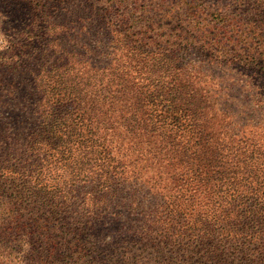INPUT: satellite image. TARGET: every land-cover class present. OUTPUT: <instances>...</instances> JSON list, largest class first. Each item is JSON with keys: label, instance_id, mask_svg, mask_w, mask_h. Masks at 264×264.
Returning a JSON list of instances; mask_svg holds the SVG:
<instances>
[{"label": "trees", "instance_id": "obj_1", "mask_svg": "<svg viewBox=\"0 0 264 264\" xmlns=\"http://www.w3.org/2000/svg\"><path fill=\"white\" fill-rule=\"evenodd\" d=\"M32 1L13 32L20 44L0 52V206L41 230L27 264H143L136 244L154 249L148 264H264V0L262 20L238 30L222 10L209 21L199 0H176L190 30H214L193 48L221 47L192 64L179 53L187 45L133 41L139 9L123 12L126 0H84L64 43L44 0ZM113 35L128 51L117 54ZM201 76L249 85L253 102L221 88L209 102ZM19 217L6 227L17 231Z\"/></svg>", "mask_w": 264, "mask_h": 264}, {"label": "rangeland", "instance_id": "obj_2", "mask_svg": "<svg viewBox=\"0 0 264 264\" xmlns=\"http://www.w3.org/2000/svg\"><path fill=\"white\" fill-rule=\"evenodd\" d=\"M59 1L60 0H44V4L46 6L45 10L49 15L47 20L54 21L52 23L56 26H63L58 27L57 33L58 37L62 38V41L64 43L67 41V36H74L73 24H77V21H74L75 17L71 16L69 13L71 10L82 11L84 0H67L69 4L68 7H65L64 4ZM39 2L41 3L43 1L39 0ZM85 2H87V0H85ZM175 2L176 0L124 1V3L122 4L123 12L131 9L132 7L136 8L135 10L139 9V11L135 13L134 17H137V19L135 20L136 22L140 20V27H134L130 38L134 41L135 37L133 36H138V38L147 36L152 43L157 42L160 47L164 45L166 49H169L170 47L175 48L177 44H181V46L187 45L186 47H183V49H181L182 52L180 51L179 53L181 55H184V60H190L189 64L196 63L195 61L205 57L204 54H206L208 51L219 56L220 53L218 50L219 48H221L219 46L217 50H214V45L211 48H209L208 45H204L203 49H206L205 51L197 50L195 49L196 47L193 48L194 44L193 42H191L193 40H195L197 43H202V41H205L207 43L210 42V40H216L214 30L212 28L208 29L207 24L204 27L207 28L205 29L204 34H199L198 32L194 33L186 25L188 20H186L184 23L185 16L181 15L180 5ZM258 2L259 0H199L201 8L203 9V15L205 16L203 18H205V20L207 19L209 21H215L216 17H214V15L222 10V12L228 14L230 17L234 16L236 18L237 27L235 30H238L239 27L242 29L248 28L249 20L255 22L262 20L263 17L262 13H259L260 7ZM32 6L35 8L37 7L36 2L34 3L32 0H0V34H3L4 39L7 41V46H9L10 42L14 44H20L18 42V38L15 37L13 32L21 28L23 23L26 22L24 21V18L28 19V17L31 15L29 8H32ZM173 13L179 15V18H183L182 23L180 21L181 19L175 17ZM70 20H73V22H71ZM142 25H145V27H141ZM134 33L136 35H134ZM86 36L93 38L91 44L100 43L103 48L106 46L107 41H105V38L101 36L98 38H96L95 36H90L88 32H86ZM120 36L121 35H113L112 40H118ZM99 39L101 40V42H99ZM94 40L97 43H95ZM115 40L113 42L114 44L112 45L119 47V52H117V54L125 53V50L128 51V47L122 49L121 47L123 45L121 46V43H115ZM139 41L143 42L144 40H138V42ZM249 41L251 42L250 39ZM79 42H86V39L79 40ZM6 48L7 47H5L2 51H5ZM230 48L231 43H228L227 49L223 50H225V52H232L231 54L237 53L235 49L233 50ZM17 51L19 50L16 49L15 52ZM90 56H92V54L88 53L85 58H88ZM201 65L203 66L201 68L203 72L206 70L205 68H207V64L202 63ZM191 69L196 70V64H194ZM218 69L222 70L225 68L221 64H219L215 69H211L210 72L214 74L219 73L218 71L221 70ZM234 71L237 70L233 68L229 72ZM15 78L16 80H14V84H17V91H20L21 93L19 94H22L24 96V99L29 102V99L32 96L28 94L29 84L25 78V75L18 74L15 75ZM202 78L203 79H200L198 83H200L199 85L202 87L201 93H208V97L206 96V98L209 102H213V99L217 96V88H219V90L221 88L222 92L227 93V96H229L228 94H231V102H253V90L249 85L245 86L244 84L237 82L233 87H227L228 82L225 80L224 83L226 84V89L224 88V84H221L219 86V84L217 85L216 83H210L204 76ZM13 93L14 95H19L15 92ZM3 94L4 93H0V96L2 97ZM18 102H24L22 97L18 99ZM3 113H1L0 116H4ZM76 190L79 191L80 188L77 187ZM7 208L8 205L5 201L3 206H0V264H27L28 262H30V260L28 259L29 251L39 247V242L36 239L38 236L37 233L41 232V230L40 228H35V226L33 227L30 225V222L27 220L29 215H27L25 212L21 213V211H19L17 212V214L7 213ZM14 215H20L18 222L23 224L17 231H11L6 227L7 219L9 222H11L9 223V226H13L12 216ZM42 218L44 219L48 217L44 215ZM30 232H32V234ZM54 234L58 235L56 232ZM64 239H66V242L67 240H69L67 236H65ZM49 241L54 243L59 241V239L58 237H56V239H54L53 241L50 239ZM117 241H120V239L117 238ZM25 245H27V248H25ZM126 246L127 244L120 243L118 245L116 244L114 246L107 247L109 248V250L106 251H111V254H114L122 250L123 247ZM134 250V253L138 254L137 256L139 258L136 261L137 263L148 264L154 261V249L152 250L151 248H143L139 244H136ZM107 255H109V253H105L104 257ZM85 256L86 257L84 259H87L89 257L91 258V255L89 254H86ZM150 258H153V260H151ZM116 263H119L118 260L116 261Z\"/></svg>", "mask_w": 264, "mask_h": 264}, {"label": "clouds", "instance_id": "obj_3", "mask_svg": "<svg viewBox=\"0 0 264 264\" xmlns=\"http://www.w3.org/2000/svg\"><path fill=\"white\" fill-rule=\"evenodd\" d=\"M5 47H7V41L4 39L3 34H0V51ZM25 248H27V245H25Z\"/></svg>", "mask_w": 264, "mask_h": 264}]
</instances>
